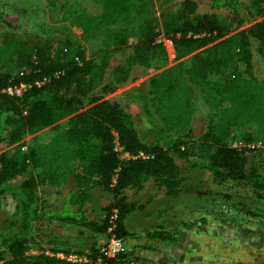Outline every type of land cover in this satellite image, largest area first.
I'll use <instances>...</instances> for the list:
<instances>
[{"label": "trees", "instance_id": "trees-1", "mask_svg": "<svg viewBox=\"0 0 264 264\" xmlns=\"http://www.w3.org/2000/svg\"><path fill=\"white\" fill-rule=\"evenodd\" d=\"M151 6L152 0H63V19L73 17L88 40ZM207 7L200 13L195 0H180L161 12L160 28L144 20L130 54L113 66L110 51L85 59L62 30L37 41L8 32L0 14V144L13 146L0 154V197L15 202L0 226V264H72L57 254L84 256L80 264H126L125 246L105 258L97 241L112 224V235L126 236L124 219L136 209L128 193L138 194L149 180L169 199L181 194L189 171L264 193V171L250 151L235 147L264 148V81L253 66L255 56L264 68V0H208ZM160 35L177 59H186L149 79L147 89L119 97L140 107L147 124L141 132L119 101L105 98L136 69L154 59L166 63ZM110 38L113 52L125 48V33ZM190 84L209 109L198 136ZM21 85L20 96L6 92ZM29 135L35 137L24 148ZM115 144L130 158L121 160ZM45 186L61 189L57 204L39 196ZM100 197L109 204L89 211ZM33 248L37 255L29 254Z\"/></svg>", "mask_w": 264, "mask_h": 264}, {"label": "rangeland", "instance_id": "rangeland-1", "mask_svg": "<svg viewBox=\"0 0 264 264\" xmlns=\"http://www.w3.org/2000/svg\"><path fill=\"white\" fill-rule=\"evenodd\" d=\"M50 1L0 0V14L11 25L5 28L6 31L37 41L57 38L62 30L64 36L81 46L85 59L110 51L111 66L130 54L131 47L139 40V27L144 20L160 28L161 12L178 6L180 2L152 0V6L146 13L125 17L107 31L86 40L73 17L63 19V0ZM195 1L200 13L207 11L208 0ZM2 27L0 25V29ZM119 32L125 33L126 46L113 52L110 37ZM157 41L163 44L166 63L161 64L154 59L148 67L136 69L125 86L118 87L105 98L119 101L122 108L135 117L141 132L147 129V124L140 107L136 103H124L119 97L134 89H147L149 79L186 59H177L172 43L162 35ZM253 66L255 76L264 81L263 65L255 56ZM189 86L194 107V133L198 136L209 109L203 94L193 85ZM34 137L26 136L20 144L25 148ZM12 147L1 143L0 154ZM235 147L250 151L249 160L264 171L263 147L240 144ZM118 154L121 160L124 159L122 153ZM182 175L185 178L183 190L175 199L165 197L163 190L158 189L152 180L138 194L128 193L129 201L135 204L136 209L124 219L126 236L121 241L129 252L126 264H264V193H255L251 188L231 181L215 184L206 171H189ZM60 191V188L47 186L38 189L39 196L50 204H57ZM108 204V197H100L89 211ZM14 207L15 202L9 195L0 197V226L13 214ZM45 240L42 246H45ZM38 253L36 248L29 252L30 255Z\"/></svg>", "mask_w": 264, "mask_h": 264}, {"label": "built area", "instance_id": "built-area-1", "mask_svg": "<svg viewBox=\"0 0 264 264\" xmlns=\"http://www.w3.org/2000/svg\"><path fill=\"white\" fill-rule=\"evenodd\" d=\"M38 85V84H37ZM25 90V86L21 85L19 87H11L6 90L8 94H15L17 96H20L22 91ZM115 150L117 152H120L123 154L124 159L130 158L126 153L122 152V149L115 144ZM140 157H143L142 155H139ZM52 188H57V187H52ZM114 219V215L111 216L109 223L112 224ZM109 235L105 237H101L98 239L97 243L99 246V252L100 254L105 257V258H114L118 254L124 252V245L122 241L118 238H116L114 235H112L110 232L113 231V224L112 226L108 229ZM58 258L64 259L65 261L72 263V264H80V263H85L86 258L84 256L76 255V254H70L67 256H64L62 254H57L56 255ZM98 264H102L100 261H98Z\"/></svg>", "mask_w": 264, "mask_h": 264}]
</instances>
